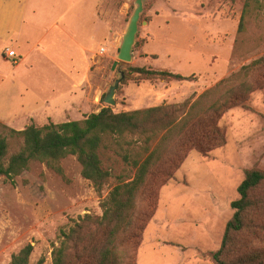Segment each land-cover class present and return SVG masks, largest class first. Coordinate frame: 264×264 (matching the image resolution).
<instances>
[{
	"label": "rangeland",
	"instance_id": "rangeland-1",
	"mask_svg": "<svg viewBox=\"0 0 264 264\" xmlns=\"http://www.w3.org/2000/svg\"><path fill=\"white\" fill-rule=\"evenodd\" d=\"M8 1L0 0V65L3 68L2 62H6L10 69L20 62L16 54V63L4 54L5 49L13 50L8 47L12 43L10 35L22 43L21 56L27 54L23 65L32 66L31 75L15 84L8 82L10 79L0 68V122L16 130L31 124H59L75 117L66 114L57 118L50 112L36 116L20 114L38 109L40 102L48 100L55 90L66 91L71 84L72 76L62 74L72 69L69 63L56 66L51 54L33 48L47 30L44 26L56 22L61 14L58 7H53L55 2L64 7V21L82 16L89 20L95 5L93 13L106 25L104 39L98 38L93 44L96 52L90 61L89 107L80 110L75 121L105 107L119 113L185 101L193 103L242 66L264 57V7L251 4L246 9V0H143L129 63L120 62L117 54L135 9L134 0H18L16 14H11ZM13 19L18 24L13 25ZM72 62L79 64L75 58ZM114 62L117 65L113 69ZM136 67L169 71L189 80L136 84L122 79L114 94L116 104H106L104 97L120 73L124 76ZM44 71L47 75L41 78ZM45 77H53L58 83L49 88L39 85L34 90L36 82ZM248 105L251 110L233 108L220 119L218 125L225 133V145L206 156L191 151L172 179L161 186V177L154 179L151 187H156V209L140 234L134 264H214L210 253L221 245L225 226L233 215L230 203L239 198L237 187L245 172L264 171V89L252 93ZM157 143L158 138L150 143L149 151ZM176 143L173 138L159 150L175 151ZM140 147L137 142L121 149L142 151ZM60 166L63 177L35 162L13 180L0 178V264H9L11 257L26 245L33 247L29 264L40 260L42 264H52V250L59 245L61 232L86 215L92 220L100 218L103 199L122 180L129 182L135 173L119 157L104 158L103 166L111 175L98 195L81 176L75 157H66ZM254 195L264 198V188ZM145 210L147 192L142 188L135 198L134 225L143 219ZM253 218L252 227L239 239L244 245L240 247L241 254L264 249V203ZM88 228L93 232L91 223ZM98 238L105 240L103 232H99ZM129 242L119 246L122 264L133 244L132 240Z\"/></svg>",
	"mask_w": 264,
	"mask_h": 264
},
{
	"label": "trees",
	"instance_id": "trees-1",
	"mask_svg": "<svg viewBox=\"0 0 264 264\" xmlns=\"http://www.w3.org/2000/svg\"><path fill=\"white\" fill-rule=\"evenodd\" d=\"M254 4L263 8L259 0H246L245 8ZM241 17L245 15L246 9ZM241 28V24H240ZM123 80L136 84L142 81H187L189 78L169 71L151 68H131ZM264 89V57L242 66L236 73L206 90L193 103L162 105L130 112L114 113L109 107L88 115L82 121L42 127L31 124L22 130L0 122V178L13 180L29 170L32 163L44 164L63 177L60 162L73 156L81 167V176L89 181L100 195L111 172L103 166V159L121 158L135 170L133 178L121 181L103 199V214L92 220L88 215L79 218L67 231L61 232V241L52 250V264H122L119 246L132 240V247L123 260L134 264V252L140 243V234L154 215L157 202L156 177L159 185L172 179L191 151L206 156L226 143L225 133L218 125L225 113L240 107L251 110L250 95ZM128 136L136 140H126ZM158 138L154 150L150 143ZM177 140L175 151H160V146ZM141 143L142 151L121 149ZM167 167V169H163ZM146 189L148 210L134 225L135 198ZM264 188V171L247 170L237 187L239 198L230 203L233 210L227 222L219 249L210 253L214 264H264V249L241 254L242 239L255 222L254 212L262 208L264 198L254 193ZM93 225V232L88 226ZM257 226V224H256ZM133 230V232H131ZM103 232L104 239H100ZM106 241V243H105ZM33 251L26 245L11 257L9 264H29ZM37 264H42L40 260ZM124 264V263H123Z\"/></svg>",
	"mask_w": 264,
	"mask_h": 264
},
{
	"label": "crops",
	"instance_id": "crops-1",
	"mask_svg": "<svg viewBox=\"0 0 264 264\" xmlns=\"http://www.w3.org/2000/svg\"><path fill=\"white\" fill-rule=\"evenodd\" d=\"M7 3V6H10V9H12L11 14H16V9L19 7L18 0H10ZM55 3L56 4L53 5V7H58L57 10H59L61 14L57 17L56 22L44 26L47 30H45L43 37L34 44L33 48L37 50L40 49L41 53H46L45 55L51 54L53 61L56 59V66L62 64L67 65L69 63V66L72 69L69 72L66 70L67 73L62 74L65 77H68V73L72 76L71 84L66 91L55 90L56 93L49 96L48 100L40 102L42 104L38 109L32 110L29 113L21 112L20 114L23 116H36L37 114L43 115L50 112L57 118H62L68 114L71 117L75 116L72 120L75 121L79 119L81 113L80 110L89 107L88 100L90 98V90L88 82L91 79L90 73H92L90 71V61L96 52V48L93 47V44L98 38L104 39L106 25L96 16V14L93 13L95 5L93 7L92 17L89 20L86 21L82 16V19L75 21H64L65 13L64 10L61 9L64 7L58 5V2ZM12 23L13 25L14 23L18 24L17 22H14V19L12 20ZM54 30L56 32H54ZM12 33L15 32L13 31ZM48 35H51L50 39H46V36ZM8 39H12V43L8 47L13 49L12 51H14L20 58V62L10 69L6 68V62H2L4 67L2 68L0 65V68H2L1 72H6L5 76L10 79L8 82L15 84L16 80L19 81L22 77L31 75L32 66L30 65L28 67L23 65V60L27 58V54L21 56V54L24 53L21 50L22 43L18 42L16 38L13 39L10 35ZM74 58L79 64H77V62L73 64L72 59ZM45 75H47V73L44 71L40 77L43 78ZM55 83L53 77H45L44 81L41 80V82H36L34 90L37 89L39 85L45 87L48 86L49 88V85H54ZM65 110H69L70 112Z\"/></svg>",
	"mask_w": 264,
	"mask_h": 264
},
{
	"label": "water",
	"instance_id": "water-1",
	"mask_svg": "<svg viewBox=\"0 0 264 264\" xmlns=\"http://www.w3.org/2000/svg\"><path fill=\"white\" fill-rule=\"evenodd\" d=\"M134 2L135 9L125 29V32L122 37V42L117 54V59L120 62L124 63H129L132 59V49L135 43L136 33L138 30V21L143 9V0H134ZM116 65L117 62H114L113 69L116 67ZM122 79L123 73H120V78L114 82V84L109 88L108 92L104 97V102L106 104L111 106H114L116 104L114 101V94L115 91L118 89Z\"/></svg>",
	"mask_w": 264,
	"mask_h": 264
},
{
	"label": "built area",
	"instance_id": "built-area-1",
	"mask_svg": "<svg viewBox=\"0 0 264 264\" xmlns=\"http://www.w3.org/2000/svg\"><path fill=\"white\" fill-rule=\"evenodd\" d=\"M4 54H5L6 57L12 59V62H13V63H16V59H15V58H17V57H16L14 51L9 50V49H5V50H4Z\"/></svg>",
	"mask_w": 264,
	"mask_h": 264
}]
</instances>
